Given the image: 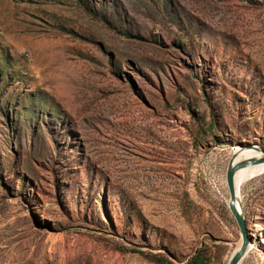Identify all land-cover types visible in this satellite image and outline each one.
I'll return each mask as SVG.
<instances>
[{
  "label": "rangeland",
  "instance_id": "1",
  "mask_svg": "<svg viewBox=\"0 0 264 264\" xmlns=\"http://www.w3.org/2000/svg\"><path fill=\"white\" fill-rule=\"evenodd\" d=\"M246 144L264 0H0V264H226ZM239 193L264 264V171Z\"/></svg>",
  "mask_w": 264,
  "mask_h": 264
},
{
  "label": "water",
  "instance_id": "2",
  "mask_svg": "<svg viewBox=\"0 0 264 264\" xmlns=\"http://www.w3.org/2000/svg\"><path fill=\"white\" fill-rule=\"evenodd\" d=\"M239 147L240 148L245 147L246 149H253L256 151H260L261 153L257 157L250 156L243 159L234 160L236 153L235 151L232 150V153L226 165L225 182L228 192L227 207L236 222L240 235L239 247L233 250L226 264H240V261L247 252L248 243H250L252 240L251 236L248 234L245 216L241 209V204H240L241 199H238L236 193L237 189L234 183V174L236 170L243 168L247 165H254L264 162V149H261L257 145H251V144L239 145ZM238 204H240V208L238 207Z\"/></svg>",
  "mask_w": 264,
  "mask_h": 264
},
{
  "label": "bare ground",
  "instance_id": "3",
  "mask_svg": "<svg viewBox=\"0 0 264 264\" xmlns=\"http://www.w3.org/2000/svg\"><path fill=\"white\" fill-rule=\"evenodd\" d=\"M233 151H235L236 156L234 160H238V159H243L246 157H250V156H259L260 155V151H256L253 149H246L244 148H240L239 146H237L236 148L233 149ZM264 171V162L263 163H258V164H254V165H247L243 168H240L238 170H236L235 174H234V183L237 189V196L238 199H240V193H239V185L242 181H244L245 179L253 176V174H259L261 172ZM238 207L240 208V204H238ZM240 242L237 243L236 247L234 248L237 249L239 247ZM252 248V244L248 243L247 246V252L248 250ZM246 252V253H247Z\"/></svg>",
  "mask_w": 264,
  "mask_h": 264
},
{
  "label": "trees",
  "instance_id": "4",
  "mask_svg": "<svg viewBox=\"0 0 264 264\" xmlns=\"http://www.w3.org/2000/svg\"><path fill=\"white\" fill-rule=\"evenodd\" d=\"M88 12H90L92 15H95V13L88 7L84 6ZM159 264H172L169 260L166 258H159L158 259ZM183 264H204V256L201 254V252H197L194 255H192L185 263Z\"/></svg>",
  "mask_w": 264,
  "mask_h": 264
}]
</instances>
